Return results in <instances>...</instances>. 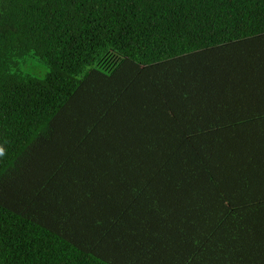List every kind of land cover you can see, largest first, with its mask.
I'll return each instance as SVG.
<instances>
[{
	"label": "trees",
	"instance_id": "1",
	"mask_svg": "<svg viewBox=\"0 0 264 264\" xmlns=\"http://www.w3.org/2000/svg\"><path fill=\"white\" fill-rule=\"evenodd\" d=\"M0 264H264V0H0Z\"/></svg>",
	"mask_w": 264,
	"mask_h": 264
}]
</instances>
